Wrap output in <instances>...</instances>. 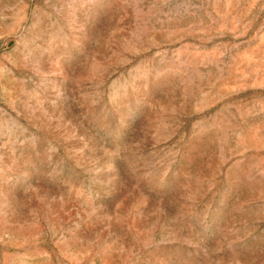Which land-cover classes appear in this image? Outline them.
Instances as JSON below:
<instances>
[{"label":"rangeland","instance_id":"1","mask_svg":"<svg viewBox=\"0 0 264 264\" xmlns=\"http://www.w3.org/2000/svg\"><path fill=\"white\" fill-rule=\"evenodd\" d=\"M0 264H264V0H0Z\"/></svg>","mask_w":264,"mask_h":264}]
</instances>
